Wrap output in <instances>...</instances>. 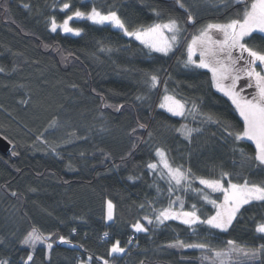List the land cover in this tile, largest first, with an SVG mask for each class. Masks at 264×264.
<instances>
[{"label": "trees", "instance_id": "1", "mask_svg": "<svg viewBox=\"0 0 264 264\" xmlns=\"http://www.w3.org/2000/svg\"><path fill=\"white\" fill-rule=\"evenodd\" d=\"M64 2L69 0H0V67L4 68L0 72V135L12 142L7 154L0 152V259L24 264L32 253L22 240L33 227L45 237L52 235L48 242L53 248L49 252L46 243L38 244L32 264H79L89 255L92 264H102L97 257L114 259L115 264H210L202 260L199 250L167 244L176 238H207L214 247L229 239L264 242L254 231L256 223L264 220V206L256 203L242 209L243 216L227 233L200 226L196 236L175 221L160 226L147 223L144 217L154 220L155 210L167 206L169 197L168 183L146 167L156 162V148H164L171 163L191 167L197 176H215L224 170L235 178L260 182L264 172L248 164L241 167L243 157L233 151L237 147L253 154L254 145L250 141L234 145L220 125L205 118L212 115L242 124L231 101L213 86L207 69L184 68L178 62L186 58L185 43L164 57L110 25L75 20L73 26L84 29L80 36L53 33L50 18L55 16L58 22L66 18L60 10ZM70 2L81 10L95 6L107 11L114 6L130 23L156 21L153 8L161 11L160 19L185 20L175 0ZM184 3L197 27L224 22L236 13L235 8L225 10L220 0ZM195 32L196 27L188 25L185 35ZM253 42L264 47L259 36ZM102 47L111 51H101ZM149 73L160 77L159 87L151 86ZM164 82L168 93L187 108L195 103L203 115L194 118L186 113L177 118L162 111ZM241 82L238 90L250 97L255 89H241ZM137 96L145 99L137 100ZM105 103L124 108L117 112L104 107ZM138 123L146 128L130 135ZM182 125L198 131L185 139L176 131ZM13 146L16 156L11 154ZM194 187L200 188L198 182ZM175 195L183 197L186 209L197 203L202 212L214 214L211 205L191 192L178 191L173 199ZM108 200L115 205L112 222L107 221ZM138 220L149 229L147 233L132 228ZM59 236L72 244H61ZM131 238L133 244L128 243ZM116 240L128 251L109 257L108 249Z\"/></svg>", "mask_w": 264, "mask_h": 264}, {"label": "snow or ice", "instance_id": "2", "mask_svg": "<svg viewBox=\"0 0 264 264\" xmlns=\"http://www.w3.org/2000/svg\"><path fill=\"white\" fill-rule=\"evenodd\" d=\"M225 10L235 8L236 13L232 18L224 22H210L197 27V20L184 0H175L176 5L185 13L183 23L175 17L169 16L166 20L160 19L162 13L157 8L152 12L157 20L152 23H130L115 9L102 11L93 6L90 10H81L73 7L70 0L64 2L61 11L66 13V18L58 22L55 16L50 18V30L56 33L62 29L64 33H71L80 36L84 29L73 26L70 22L74 20L90 21L94 25H110L119 29L125 37L138 41L149 50L150 53H158L168 57L181 49L182 42L186 44V58L178 61L184 68L194 67L197 69H207L211 73L213 86L218 92L223 93L234 106L242 120L240 126H236L230 121L214 118L206 115L205 118L222 127L227 137H230L235 145L240 141H250L254 145V153L248 154L243 148L233 147V151H239L243 157L244 164L253 168H258L264 172V47L254 44V38L259 36L264 40V0H220ZM239 6V7H237ZM28 8V5H24ZM71 10V11H69ZM196 27V32L190 36L187 33V26ZM47 47V46H46ZM101 51H111V48L102 47ZM198 56V59H197ZM4 68L0 67V72ZM246 81V86L255 89L249 96L242 95V90H238L241 80ZM148 81L153 88L161 85L160 77L157 74L149 73ZM164 96L159 107L166 109L173 116L186 117L188 115L201 114L199 107L192 103L191 108L186 107V103L177 99L174 95L168 94L167 84L164 82ZM137 100L145 97L137 96ZM119 112L124 108L123 104L109 105ZM55 121L50 125L53 127ZM137 128L145 129L146 125L138 123L136 128L131 130L130 135L137 132ZM176 131L180 132L185 139H191L192 133L198 129H190L187 125H182ZM151 137V133H148ZM141 137H136L139 142ZM11 144L12 142L9 141ZM135 145H133V150ZM13 156L19 153L13 150ZM131 150L127 155H131ZM155 156L157 162H148L146 167L152 172L159 171L160 179L167 178L169 193L167 206L160 207L154 212V220L144 217L149 225H165L168 221H179L187 226L193 235L199 236V227L218 230L227 233L233 228L238 216L242 217V209L254 203L264 206V181L256 182L247 177L235 178L233 173L221 170L215 176H197L191 167L185 168L183 164L174 165L169 161L167 151L164 148H156ZM107 158V157H106ZM125 157H121L124 159ZM132 179V177H129ZM198 182L202 188L193 187ZM207 189L208 191H205ZM183 193L191 192L206 204L211 205L215 210L214 214L202 212L197 203H191L185 208V200L181 195H175V191ZM34 191V189H33ZM157 191L161 190L157 186ZM219 193V196L212 194ZM12 195H16L15 192ZM144 207V205H141ZM115 205L111 200L107 201V220H114ZM137 233H147L149 229L139 220L132 225ZM73 231H75L73 229ZM260 241H264V220L258 221L254 228ZM212 233H209L211 235ZM107 237L108 233L105 232ZM52 235L45 237L38 229H33L23 238L22 244L31 250L24 264H32L33 254L38 244H45L49 252L53 244L48 242ZM61 244H72L70 239L59 236ZM131 243V240L128 241ZM75 246V245H73ZM82 247V246H81ZM169 248L187 250H199L202 260L210 264H264V242L248 244L241 243L233 239L227 240L223 246L214 247L207 238L200 240H183L176 238L167 244ZM128 249L122 247L119 240L111 244L107 255L117 257L124 255ZM50 259V257H49ZM102 264H115V260L105 257H97ZM93 256H87L86 260H80L79 264H92ZM0 264H10L7 259H0Z\"/></svg>", "mask_w": 264, "mask_h": 264}, {"label": "rangeland", "instance_id": "3", "mask_svg": "<svg viewBox=\"0 0 264 264\" xmlns=\"http://www.w3.org/2000/svg\"><path fill=\"white\" fill-rule=\"evenodd\" d=\"M75 21V20H74ZM74 21H72V22H70L72 25H73V22ZM116 29V28H115ZM119 30V29H118ZM57 32H60L61 34H63V35H70V36H74V37H76L75 35H73V34H71V33H64L63 32V30L62 29H58L57 30ZM138 42V41H137ZM200 70H205V69H200ZM243 80V79H242ZM239 82H241V81H239ZM245 86H246V81H242L241 82V86H240V88L241 89H244L245 88ZM239 88V89H240ZM254 92V91H253ZM242 93H244L246 96H248V92H244V91H242ZM165 94V93H164ZM168 94H170V93H168ZM171 95V94H170ZM164 96V95H163ZM162 100H163V97H162ZM162 100H161V102H162ZM187 107V106H186ZM162 111H165V112H167L168 114H170V115H172L171 113H169L166 109H162V108H160ZM173 116V115H172ZM174 117H177V116H174ZM177 118H182V117H177ZM156 162L158 161V157H156ZM160 170H162V166L160 167V168H158V170H157V172H153L155 175H156V177H157V179H159V180H162V181H166L167 182V178H165V179H160V177H159V171ZM200 186V188H202L203 186L202 185H199ZM193 187H194V185H193ZM205 191H208L207 189H205ZM176 192H178V190L177 191H175V193L174 194H176ZM180 192V191H179ZM180 193H182V192H180ZM188 193H190V192H188ZM216 194H218V195H220L219 193H214V194H212L213 196L214 195H216ZM108 222H112V221H109V220H107ZM169 222V221H168ZM175 222H178L179 223V221H175ZM167 223V222H166ZM215 231H218V230H215Z\"/></svg>", "mask_w": 264, "mask_h": 264}, {"label": "water", "instance_id": "4", "mask_svg": "<svg viewBox=\"0 0 264 264\" xmlns=\"http://www.w3.org/2000/svg\"><path fill=\"white\" fill-rule=\"evenodd\" d=\"M11 149V144L2 135H0V152L7 154Z\"/></svg>", "mask_w": 264, "mask_h": 264}, {"label": "built area", "instance_id": "5", "mask_svg": "<svg viewBox=\"0 0 264 264\" xmlns=\"http://www.w3.org/2000/svg\"><path fill=\"white\" fill-rule=\"evenodd\" d=\"M108 237H109V235L107 237H105V239H107ZM130 240H131V243L130 244H133L134 243V238H131Z\"/></svg>", "mask_w": 264, "mask_h": 264}]
</instances>
